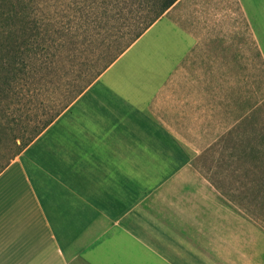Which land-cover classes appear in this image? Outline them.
Returning <instances> with one entry per match:
<instances>
[{
    "label": "crops",
    "instance_id": "1",
    "mask_svg": "<svg viewBox=\"0 0 264 264\" xmlns=\"http://www.w3.org/2000/svg\"><path fill=\"white\" fill-rule=\"evenodd\" d=\"M235 1L208 42L177 1L0 172V264H264V0Z\"/></svg>",
    "mask_w": 264,
    "mask_h": 264
},
{
    "label": "rangeland",
    "instance_id": "2",
    "mask_svg": "<svg viewBox=\"0 0 264 264\" xmlns=\"http://www.w3.org/2000/svg\"><path fill=\"white\" fill-rule=\"evenodd\" d=\"M31 13L44 23H49L50 35L54 38L55 46L63 44L66 52L57 53L54 49L50 54L49 66L39 69L38 83L35 85L33 110L27 111L23 116L25 126L32 123L43 111L57 106L67 96L74 86L82 81L93 70L102 67L114 55L125 49V32L133 28L135 18L139 11L140 0H131L124 5L122 0H30ZM171 8V7H170ZM169 8V9H170ZM181 25L193 28L201 26L204 29L205 41H211L209 29L226 28L237 20L225 21L223 15L234 13L237 19L239 8L235 0H178L173 7ZM198 11V23L195 24L194 11ZM221 10V11H220ZM224 10L227 12L224 13ZM88 21L85 24V21ZM83 25V26H82ZM215 31V30H214ZM217 33V31H215ZM215 35V33H212ZM211 35V36H210ZM54 48V47H53ZM255 63L254 50H252ZM255 68V66H254ZM258 70V69H257ZM253 71V86L251 87L252 102L258 104V109L264 110V72L260 74ZM1 76V75H0ZM99 77V76H98ZM3 77H0L2 82ZM25 89V87H21ZM28 89V88H27ZM246 106H248V82L246 78ZM33 92V89H32ZM242 86L237 84V105H242ZM10 102V101H8ZM17 105H10L8 113H13ZM24 107V104H21ZM259 112V111H257ZM264 111L257 113L259 119L255 123H264ZM45 114V113H44ZM42 116V115H41ZM5 127V124H3ZM10 127V125H9ZM26 133H24L25 135ZM19 142V140H17ZM12 139H6L0 146V162L8 159L14 151ZM254 170L258 171V168Z\"/></svg>",
    "mask_w": 264,
    "mask_h": 264
},
{
    "label": "trees",
    "instance_id": "3",
    "mask_svg": "<svg viewBox=\"0 0 264 264\" xmlns=\"http://www.w3.org/2000/svg\"><path fill=\"white\" fill-rule=\"evenodd\" d=\"M128 1L131 0H122V3L126 5ZM177 1L140 0L141 13L135 18L133 28L123 34L127 43L125 49ZM31 3L30 0H0V77H3L0 81V146L6 139H12L14 145L12 155L0 162V172L125 50L89 73L57 106L43 111L42 116L39 115L37 119L34 117L32 123L25 126L23 116L36 105L34 91L39 69L49 66L50 54L54 49L57 53L66 52L63 44L57 48L54 38L47 39L50 35L49 26L53 25L37 19L31 13ZM10 105H17L13 113H8Z\"/></svg>",
    "mask_w": 264,
    "mask_h": 264
}]
</instances>
